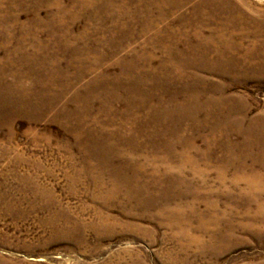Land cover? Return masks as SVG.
I'll return each instance as SVG.
<instances>
[{"label":"rangeland","instance_id":"1","mask_svg":"<svg viewBox=\"0 0 264 264\" xmlns=\"http://www.w3.org/2000/svg\"><path fill=\"white\" fill-rule=\"evenodd\" d=\"M87 1L96 12L0 0V256L264 264V212L248 221L242 196L264 192V0ZM80 109L82 139L64 122ZM114 177L129 187L114 193ZM153 192L154 206L138 203ZM166 204L184 216L159 213Z\"/></svg>","mask_w":264,"mask_h":264},{"label":"bare ground","instance_id":"2","mask_svg":"<svg viewBox=\"0 0 264 264\" xmlns=\"http://www.w3.org/2000/svg\"><path fill=\"white\" fill-rule=\"evenodd\" d=\"M10 1L11 0H8V2L10 3ZM28 2V1H30V0H20V2ZM63 1L64 0H56V5L54 6L53 4L52 5H50L47 9L48 10H51V11H54L55 9H56V11L57 12H70V13H72V14H75V13H77V14H81V13H84L85 11H87L89 8H92L95 12H96V9L94 8V6H92V5H99V4H92V3H90V1H87V0H79V1H76L75 3H74V6L73 7H71V8H67V7H65V5H64V3H63ZM92 2V1H91ZM93 2H95V0H93ZM157 5H158V7L159 8H161V9H164L165 8V6H166V2H163V1H158L157 0ZM101 4V3H100ZM2 6V5H1ZM134 6H135V8L137 7V9H139L138 8V4H134ZM143 8V7H142ZM175 9H177V8H172V10H175ZM34 11H35V14H36V17L35 18H38V14H39V10H40V8L39 7H36L35 9H33ZM200 10H201V13H206V10H205V7H200ZM10 13L13 15V20L16 22V23H14V24H16L15 26L18 28L19 27V24H17V23H19V22H17V19H18V12H15V14L14 13H12L11 11H10ZM12 17V16H11ZM36 23H40V21L39 20H36L35 21ZM237 24H238V21L236 22ZM22 27H23V25H21ZM40 26V25H39ZM29 28V27H28ZM27 29V28H26ZM4 38L5 39H7V37H5L4 36ZM7 41V40H6ZM2 43V42H1ZM37 54H41V52L39 51H37L36 52ZM37 57V58H36ZM35 58H36V60L37 59H39V57L38 56H36ZM29 59H31V60H33V57L31 56L30 57V55H29ZM28 61V60H27ZM256 66H257V69L256 70H258V69H262V68H264V64L263 63H254ZM37 73V72H36ZM18 79V78H17ZM19 80V79H18ZM47 89H48V86L46 87ZM28 90L27 89H24V93H23V96L25 97L24 99H22V100H25L26 102H28V104L30 103V101L32 100V98H33V96H34V93L35 92H27ZM43 93H44V95H42L43 96V98H46V97H49V101H51L52 102V104H53V106H54V103L55 102H53L54 100H55V97H56V95L55 94H53L52 96H51V94L46 90V91H43ZM27 99V100H26ZM24 101V102H25ZM37 103H35V104H39V107H41L42 105V107L43 108H47V104L45 103V104H43V101H36ZM50 102V103H51ZM67 111V110H66ZM81 112V113H80ZM80 112H75V114H74V116H73V114H72V116H68V114H66L64 117H67L66 119H64V122L66 123V124H69V125H72V127L74 128V129H76L77 130V133L79 134V136H80V139H82L83 138V135H85V134H88L89 135V132L86 130L87 129V122H88V118H89V116H90V113L88 112V111H85V110H83L82 111V109H80ZM64 114V113H63ZM71 117H73V119H74V121H75V125H73L72 123H71ZM137 172L138 173H140L141 171H140V166H137ZM137 178H139V179H141V175H137ZM142 179H145V177H144V175H143V178ZM242 180V178L241 177H236L235 178V182L236 183H239L240 181ZM264 180V179H263ZM113 181L114 182H112V184H113V189H112V191L115 193V191H117V188H119L121 185L123 186V185H127V187H129L128 186V180L127 181H125V182H123L122 180H117V179H115V177L113 178ZM119 181V182H118ZM135 181H136V184H134V182H133V184L132 185H134V186H138V188L140 187L141 188V191H142V193L143 194H145V193H147V191H145V189H144V186L141 184V182L140 183H138V180H136L135 179ZM118 182V183H117ZM257 181H256V178H254V177H250V178H248V184L250 185V186H252L253 185V187L257 184L256 183ZM261 185H263V187H264V184L263 183H260ZM131 185V188H132V190L133 191H135L136 189L133 187ZM129 191V189H128V195H130V194H133L132 192L133 191ZM140 190V189H139ZM153 195H150L149 197V199L146 201V202H144L141 198H138V203H141V204H143V205H145V206H154L155 204H154V200H156L155 199V197L157 196V194H154V192L152 193ZM263 194H264V192H259V191H257V190H252L251 192H249V193H245V194H243L242 196L245 198V200H247V206H246V212H247V219H248V221H250L252 218H262V213L264 212V198H263ZM137 195V194H136ZM140 197V196H139ZM131 198V197H130ZM144 199V198H143ZM263 200V201H262ZM256 203V205H257V207H256V211H255V214L254 215H252V216H249V212L251 211V205H252V203ZM169 204H166L165 206H163L162 207V209H160L159 210V213H165V211H167V212H170V213H172V216L173 217H183L184 216V212H183V208H184V206L183 205H180V204H177V205H175V206H168ZM214 208V207H213ZM195 210H193V212H194ZM216 211H219L218 209H216ZM219 212H221V213H218L217 214V217H216V220H215V223L217 224V225H220V223H221V220L224 218V216H225V212L224 211H219ZM200 218H202V216L200 215L199 216ZM252 217V218H251ZM104 219V218H103ZM178 219V218H177ZM175 221H177V220H175ZM171 222H174V221H172L171 219H170V223ZM104 223V222H103ZM177 224H180V223H178V222H176ZM182 223V222H181ZM93 225V224H92ZM181 225V224H180ZM99 226V224H95L93 227L94 228H97ZM182 227H181V232L182 233H184V234H192L191 232H192V227H191V224L190 223H188V222H186L184 225H181ZM244 226H245V228H248L250 225H249V222H247V223H245L244 224ZM75 228V227H74ZM216 228H219V227H216ZM73 231H74V229H72ZM69 234H73V233H70L69 232ZM191 236V238H192V240H196V239H199L198 237H194L193 235H190ZM216 236V235H215ZM0 264H24V263H22V262H16V261H13V260H10V259H6L5 257H3V256H0Z\"/></svg>","mask_w":264,"mask_h":264}]
</instances>
